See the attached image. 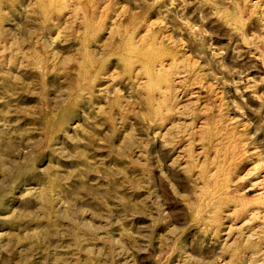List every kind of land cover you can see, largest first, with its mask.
Returning a JSON list of instances; mask_svg holds the SVG:
<instances>
[{
  "label": "rangeland",
  "instance_id": "374dc122",
  "mask_svg": "<svg viewBox=\"0 0 264 264\" xmlns=\"http://www.w3.org/2000/svg\"><path fill=\"white\" fill-rule=\"evenodd\" d=\"M0 264H264V0H0Z\"/></svg>",
  "mask_w": 264,
  "mask_h": 264
}]
</instances>
